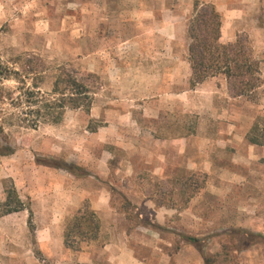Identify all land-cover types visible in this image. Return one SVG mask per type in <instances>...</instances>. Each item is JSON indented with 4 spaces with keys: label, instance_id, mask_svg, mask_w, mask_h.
Wrapping results in <instances>:
<instances>
[{
    "label": "rangeland",
    "instance_id": "obj_1",
    "mask_svg": "<svg viewBox=\"0 0 264 264\" xmlns=\"http://www.w3.org/2000/svg\"><path fill=\"white\" fill-rule=\"evenodd\" d=\"M196 4L214 5L221 41L259 62L253 97L223 77L192 86ZM0 61L42 93L69 74L93 94L90 111L68 109L60 124L6 129L0 264H264V146L248 136L258 121L264 133V0H0ZM12 191L24 209L5 214ZM84 209L99 237L67 252Z\"/></svg>",
    "mask_w": 264,
    "mask_h": 264
},
{
    "label": "trees",
    "instance_id": "obj_2",
    "mask_svg": "<svg viewBox=\"0 0 264 264\" xmlns=\"http://www.w3.org/2000/svg\"><path fill=\"white\" fill-rule=\"evenodd\" d=\"M221 29V15L213 5H195L187 30L192 86L211 78L223 77L231 85L235 97H253L261 85L260 64L239 41L222 43ZM27 76L0 61L1 157L15 152L14 147L5 140L8 135L4 138L6 129L15 122L30 128H37L43 123L60 124L68 109L90 111L92 107L91 90L72 75L59 76L47 94L42 93L38 85L28 86ZM11 79L23 84L16 94L8 92L5 87V82ZM248 136L251 143L264 146V133L261 132L259 121ZM4 208L5 214H12L22 211L24 203L12 191L8 194ZM100 228V220L94 211L79 210L66 226L65 244L70 249L79 250L82 243L99 237ZM187 240L193 244L198 242L191 237H187Z\"/></svg>",
    "mask_w": 264,
    "mask_h": 264
},
{
    "label": "crops",
    "instance_id": "obj_3",
    "mask_svg": "<svg viewBox=\"0 0 264 264\" xmlns=\"http://www.w3.org/2000/svg\"><path fill=\"white\" fill-rule=\"evenodd\" d=\"M214 6V5H213ZM215 7V6H214ZM216 8V7H215ZM217 10V8H216ZM218 11V10H217ZM219 12V11H218ZM222 29H223V25H222ZM222 29H221V35H222ZM188 30V28H187ZM161 34L162 36H164V41L165 43H167L168 41V37L170 36L171 34V30L169 28V25H168V22L167 20L164 21V25H162V28H161ZM222 39V37H221ZM222 42V41H221ZM223 43V42H222ZM224 44H228V43H224ZM192 70V68H191ZM199 85V84H198ZM197 86V85H196ZM96 209V208H94ZM64 244H65V239H64ZM65 250H68L67 252H70V248H68L65 244ZM131 256L127 257V261L125 259V256L123 258H120V257H116L115 258V254L113 255V261L114 262H117V264H139V260H138V257L136 256H133L132 254H130ZM74 262L71 261V264H73ZM75 263H78V264H94V260L92 258L88 259L86 257V255H82L80 256Z\"/></svg>",
    "mask_w": 264,
    "mask_h": 264
}]
</instances>
